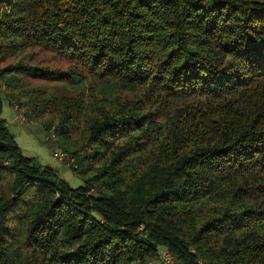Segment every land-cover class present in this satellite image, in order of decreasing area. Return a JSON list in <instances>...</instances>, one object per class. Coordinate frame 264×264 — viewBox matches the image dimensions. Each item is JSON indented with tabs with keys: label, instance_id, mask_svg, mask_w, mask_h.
Segmentation results:
<instances>
[{
	"label": "trees",
	"instance_id": "trees-1",
	"mask_svg": "<svg viewBox=\"0 0 264 264\" xmlns=\"http://www.w3.org/2000/svg\"><path fill=\"white\" fill-rule=\"evenodd\" d=\"M33 43L70 68L0 77L84 85L49 128L83 183L0 96V264H264V0H0V57Z\"/></svg>",
	"mask_w": 264,
	"mask_h": 264
},
{
	"label": "rangeland",
	"instance_id": "rangeland-1",
	"mask_svg": "<svg viewBox=\"0 0 264 264\" xmlns=\"http://www.w3.org/2000/svg\"><path fill=\"white\" fill-rule=\"evenodd\" d=\"M16 63L64 71L71 66L70 62L63 56H59L57 52L36 43L22 50H11L0 57V69ZM72 81L68 83L52 81L35 75L7 74L0 77V96L4 102V112L6 113L8 104L11 105L17 111L16 115L23 114L26 118L24 120L16 116L17 120H23L21 122L26 124L25 127L31 128L29 131H22L17 138L23 152L29 156H36L35 159L40 164L52 166L61 178L77 187L83 183V180L70 168L73 162L71 164L61 162L55 156L57 151L62 152L63 150L62 146L57 143L56 136L50 130L52 126L58 125L62 99L74 95L76 90L84 87V85ZM88 100L87 95V102ZM45 106L46 109H44ZM8 117L10 118L12 115ZM83 122L84 120H81L77 123L78 130L70 129L69 131L71 137L79 142L82 140ZM18 125L20 126V124ZM85 149L90 150L86 146L81 152Z\"/></svg>",
	"mask_w": 264,
	"mask_h": 264
},
{
	"label": "crops",
	"instance_id": "crops-1",
	"mask_svg": "<svg viewBox=\"0 0 264 264\" xmlns=\"http://www.w3.org/2000/svg\"><path fill=\"white\" fill-rule=\"evenodd\" d=\"M4 104V102H3ZM4 106V105H3ZM13 109V110H12ZM14 113V115H13ZM16 113L17 111L15 110V108H13L11 105L8 104V109L6 111V113L4 112V108L2 109V117L6 120V125L8 127V129L11 131V133L15 136V139L16 141L18 142L19 144V141H18V137L21 135L22 131H29L31 128H29V126H26V124L22 123L23 120H17L16 118ZM12 117H8V116H11ZM22 121V122H21ZM20 124V126L18 124ZM20 145V144H19ZM21 147V146H20ZM22 149V148H21ZM23 151V150H22ZM24 153V152H23ZM25 154V153H24ZM26 155V154H25ZM29 156V155H27ZM30 157H33V158H37L36 156L34 155H30Z\"/></svg>",
	"mask_w": 264,
	"mask_h": 264
},
{
	"label": "built area",
	"instance_id": "built-area-1",
	"mask_svg": "<svg viewBox=\"0 0 264 264\" xmlns=\"http://www.w3.org/2000/svg\"><path fill=\"white\" fill-rule=\"evenodd\" d=\"M17 117L20 118V119L26 120V118H25V116L23 114L22 115L21 114H18ZM55 156L61 162H68L70 164L72 162H74V158L70 154H68L67 152H65V151H62V152H58L57 151L55 153ZM161 254H162V257L164 258V260H165L166 263H169V262L172 261V255L170 254V252L168 250H166V249L162 250L161 251ZM200 264H209V263L204 262V261L203 262L200 261Z\"/></svg>",
	"mask_w": 264,
	"mask_h": 264
}]
</instances>
